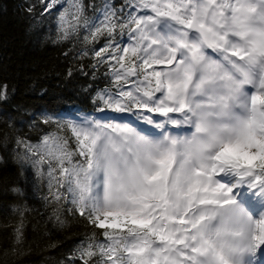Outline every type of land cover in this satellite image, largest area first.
<instances>
[{"label": "snow or ice", "instance_id": "snow-or-ice-1", "mask_svg": "<svg viewBox=\"0 0 264 264\" xmlns=\"http://www.w3.org/2000/svg\"><path fill=\"white\" fill-rule=\"evenodd\" d=\"M81 29L85 44L109 37L92 53L115 62L116 91L95 99L98 112L118 115L79 123L44 115L57 131L36 144L16 140L19 174L30 165L46 175L53 202L103 230L105 243L79 250L84 264L94 256L95 264H229L209 221L237 203L240 184L264 192V0H127L119 9L68 0L58 39ZM125 32L132 42L121 47L115 38ZM7 95L4 85L0 101ZM251 220L243 250L259 264L264 213ZM15 233L19 243L22 225Z\"/></svg>", "mask_w": 264, "mask_h": 264}, {"label": "trees", "instance_id": "trees-1", "mask_svg": "<svg viewBox=\"0 0 264 264\" xmlns=\"http://www.w3.org/2000/svg\"><path fill=\"white\" fill-rule=\"evenodd\" d=\"M49 2L0 0V90L8 86L7 99L0 101V264H84L86 257L79 252L84 243L106 242L102 229L68 211L70 203L52 201L46 175L35 176L29 165L21 176V166L15 162L17 153H23L16 146L18 138L36 144L43 135L57 131L55 124L42 122L44 115L56 116L61 110L69 112L65 115L99 114L103 105L95 99L97 93L106 88L116 91L109 75V65L115 62L98 63L92 53L95 44L86 45L88 55L72 48L73 43L85 44L84 29L78 36L59 40L58 13L68 7V0L46 11ZM83 2L103 5L105 0ZM109 2L119 9L127 0ZM126 37L127 32L115 40L122 47ZM108 39L102 36L98 44L104 47ZM62 134L75 148L71 132L64 129ZM21 225L22 239L16 243L15 230ZM98 259L92 257L90 264Z\"/></svg>", "mask_w": 264, "mask_h": 264}, {"label": "clouds", "instance_id": "clouds-1", "mask_svg": "<svg viewBox=\"0 0 264 264\" xmlns=\"http://www.w3.org/2000/svg\"><path fill=\"white\" fill-rule=\"evenodd\" d=\"M251 217L236 203L210 218L209 228L218 240V247L229 256V264H247L250 255L243 250V244L252 227Z\"/></svg>", "mask_w": 264, "mask_h": 264}, {"label": "rangeland", "instance_id": "rangeland-1", "mask_svg": "<svg viewBox=\"0 0 264 264\" xmlns=\"http://www.w3.org/2000/svg\"><path fill=\"white\" fill-rule=\"evenodd\" d=\"M63 2H64V0H61V4H59L57 6L60 7L63 4ZM155 67L159 70L163 66H155ZM85 119H102L103 120L106 118L97 117L94 115H87V116H80L78 118H73L72 120L74 122L79 123ZM234 182H235V177H233L232 181H230L229 183H234ZM233 190H234L232 193L233 195H235L237 198H240L245 203L250 204L252 206L254 212L250 213L251 216L253 218H258L260 216L259 212L264 210V192H258V190H256V189H250V188H248L247 184H243V183L240 184L239 187L234 188ZM256 207H257V212L255 211ZM263 257H264V249L261 250L259 264H261V260ZM248 261L253 264V259L251 256H249Z\"/></svg>", "mask_w": 264, "mask_h": 264}, {"label": "bare ground", "instance_id": "bare-ground-1", "mask_svg": "<svg viewBox=\"0 0 264 264\" xmlns=\"http://www.w3.org/2000/svg\"><path fill=\"white\" fill-rule=\"evenodd\" d=\"M116 1H122V0H116ZM84 32L86 31V30H83ZM86 45H88V44H79L78 42L77 43H73V45H72V48L73 49H76V50H79V51H89L88 49H89V47L88 46H86ZM95 45H96V48H97V50H99L100 48H102L99 44H98V42L97 43H95ZM86 60H87V62L88 63H90V59H88V58H85ZM42 113V112H41ZM65 113H69V112H66V111H63V110H61V111H58L57 112V114H56V116H60V117H64L65 116ZM42 126V125H41ZM41 126H40V128H41ZM249 188V187H248ZM256 203V202H255ZM256 206V205H255ZM255 211H257V207L255 208ZM78 213V212H77ZM261 213H264V210H262V211H260L259 212V214H261ZM79 214V213H78ZM86 246H87V242H85L84 243Z\"/></svg>", "mask_w": 264, "mask_h": 264}]
</instances>
